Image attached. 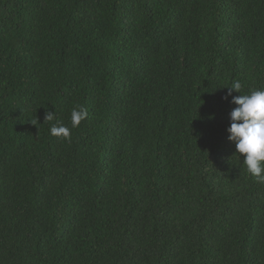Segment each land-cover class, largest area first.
Wrapping results in <instances>:
<instances>
[{
    "label": "trees",
    "instance_id": "obj_1",
    "mask_svg": "<svg viewBox=\"0 0 264 264\" xmlns=\"http://www.w3.org/2000/svg\"><path fill=\"white\" fill-rule=\"evenodd\" d=\"M0 264H264V0H0Z\"/></svg>",
    "mask_w": 264,
    "mask_h": 264
}]
</instances>
